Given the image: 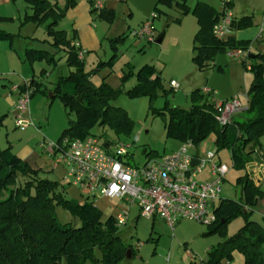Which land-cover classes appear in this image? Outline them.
I'll use <instances>...</instances> for the list:
<instances>
[{
    "label": "trees",
    "instance_id": "obj_1",
    "mask_svg": "<svg viewBox=\"0 0 264 264\" xmlns=\"http://www.w3.org/2000/svg\"><path fill=\"white\" fill-rule=\"evenodd\" d=\"M24 1L31 9V13L25 16L27 20L49 21L46 34L51 42L40 41H47L55 50L64 49L65 62L70 68L66 75L57 76L52 94L60 97L68 115H74L68 118L67 127L57 141L64 138L84 139L91 135L95 125L107 126L116 134L128 137L133 120L124 108L112 105L111 101L122 92V85L134 77L135 84L124 92L132 98L147 96L152 106V99L167 91L162 84L160 71L152 64H144L136 71L133 68L124 70L119 77L120 85L116 88L105 78L95 85L91 76L113 63L117 56L116 42L121 41L123 36L111 38L113 53L108 61H99L93 69L86 71L84 57L79 58L78 55L82 47L76 45L75 37L74 41H70L65 30L55 27L66 10L77 4V0H62L63 3L60 0ZM87 1L89 10L99 18L112 20L116 16L114 8L104 5L95 9L92 0ZM158 5L176 7L181 16L189 12L195 16L198 28L193 36L191 59L198 68H206L217 52L234 48L249 50L253 42L237 40L231 33L225 38H217L213 34V25L224 14L221 5V9L217 10L200 0L191 7L187 0H156L154 9L159 12ZM231 6L232 1L229 0L226 7L231 9ZM153 15L152 19L157 16L155 12ZM11 19L0 17L3 22ZM180 19L177 17L175 20ZM251 25V16H233L230 27L234 31ZM163 33L160 32L156 40L162 38ZM17 36L20 34L0 29V40L12 43ZM23 55V62L35 58H45L49 64L56 61L54 52L42 48L25 47ZM251 55L254 58H250ZM242 63L245 69L253 72V80L246 90L248 107L240 113H246L241 120L233 117L229 123L220 125L215 118L216 109L199 88L191 93L188 108L169 107L167 117L165 107L152 106L154 113L164 116L168 137L182 142L190 140L198 145L209 133H214L217 152L229 149L235 168H243L253 153H260V138L264 136V53L249 50ZM41 84L33 76L29 79L31 96L40 90ZM18 88L23 91V84H19ZM39 174L38 168L32 167L9 148L0 149V264H85L89 259L101 264H120L125 258L135 255L133 246L123 240L115 226L113 214L101 219V211L91 201L66 199L58 191L56 181L42 178ZM236 182L241 187L240 198H221L215 209L216 219L209 225L210 231L223 232L227 221L238 214H242L244 223L234 234L208 251L206 264H221L224 258L231 264L234 251L242 254V264H264V226L250 218L262 190L248 173L238 176ZM57 204L68 210L80 224L61 223L54 211ZM96 250L100 252V257L95 254Z\"/></svg>",
    "mask_w": 264,
    "mask_h": 264
},
{
    "label": "rangeland",
    "instance_id": "obj_2",
    "mask_svg": "<svg viewBox=\"0 0 264 264\" xmlns=\"http://www.w3.org/2000/svg\"><path fill=\"white\" fill-rule=\"evenodd\" d=\"M210 1L220 4V0ZM240 1L246 3L250 0ZM60 2L63 3L62 0ZM195 2L196 0H187L190 6ZM254 2L256 12L261 15L264 11V0H254ZM155 4L156 0H106L105 5L113 7L116 13L112 20H107L92 13L89 10V3L85 5V0H77L76 8L69 7L55 27L65 30L70 41H74L73 38L76 36L83 39L86 71L93 69L99 61H108L113 53L111 38L122 35L123 39L116 42V59L112 64L92 75V82L98 85L105 78V81L116 88L120 85L119 77L124 70L133 68L136 71L144 64H152L160 71L162 84L167 91L166 94L159 93L152 99L151 105L154 108L165 107L166 117L169 107L188 108L191 105L193 90L201 89L204 85L215 89L217 99H230L239 96L244 88L248 89L253 80V72L244 68L242 61L245 58H231L227 53L229 49H226L217 52L214 60L206 68H198L191 59L193 36L198 28L195 16L191 12L181 16L178 8H167L162 5H158L159 12L154 9ZM0 11L2 12L0 17L12 18L8 22H0V27H6L7 30L20 34L14 39V46L17 48L15 53L18 54L24 68L23 71L17 69L0 71V149L9 148L31 166L38 168L40 177L56 181L58 191L66 199L78 202H83L85 199L91 201L101 211V219L116 214L121 208L118 199L109 198L99 192L95 193V196L87 195V192L67 179L64 165L52 169L53 159L38 147L43 137L57 140L62 130L67 127L68 118L74 117L73 113L68 115L58 95L52 96L57 76L66 75L70 68L65 62L64 49L55 50L47 41H40L44 39L51 42L46 34V25L49 21L27 20L25 16L31 13V9L24 0H13L6 6L0 3ZM154 12L157 14L152 19L155 38L160 32H164L159 43L155 40L147 42L134 34ZM177 17L181 19L176 21ZM25 47L50 50L54 52L56 61L49 64L45 58H35L23 62ZM32 76L42 82L40 90L33 93L28 103L34 126L21 130L14 123L15 97L10 91V86L16 83L22 84ZM170 79L176 80L179 88H171ZM134 84L135 78L131 77L122 85V92L111 101L112 105L124 108L132 118L133 125L129 136L118 135L109 127L98 125L91 129V136L97 137L101 142L131 141L134 136H138V141L132 148L138 162L150 156H159L177 150L188 142L189 140L182 142L166 135L164 116L154 113L147 96L132 98L124 92ZM245 115L246 113H243L236 119L241 120ZM214 140L215 135L211 132L200 143L209 148L214 146ZM260 142L264 149V136L260 138ZM205 147L199 149L201 157L206 156ZM145 151L148 153L145 154ZM189 151L192 152L193 148L190 147ZM257 155V152L253 153L251 160L243 168H235L229 149L218 151L219 160L228 166L221 183L222 198L239 199L241 187L236 182V178L246 174L248 170L261 172L264 169L261 156ZM204 172L207 173V167ZM205 173L202 176H205ZM54 211L61 223L80 224L79 220L61 205H55ZM137 211V207L131 209L130 219L120 229V234L133 248L137 242L142 244L135 249L132 258H125L120 264H188L186 249L191 250L195 256L192 264H206L209 258L208 251L234 234L244 223L242 214H238L227 221L223 232H219V230L210 231L211 228L207 224L184 218L179 220L171 231L158 217L154 218L153 225L151 219L140 216L135 219ZM250 218L257 221L260 219L257 211H253ZM95 254L100 257L98 250ZM226 261L225 258L222 259L221 264ZM242 262V254L234 251L231 264H242ZM85 264H101V262L89 259Z\"/></svg>",
    "mask_w": 264,
    "mask_h": 264
},
{
    "label": "built area",
    "instance_id": "obj_3",
    "mask_svg": "<svg viewBox=\"0 0 264 264\" xmlns=\"http://www.w3.org/2000/svg\"><path fill=\"white\" fill-rule=\"evenodd\" d=\"M229 0H220L224 14L213 25L212 32L217 38H225L232 29L230 27L233 13L226 7ZM104 0H92V7L100 9ZM144 21L134 34L147 42L156 40L152 17ZM264 26H261V30ZM76 45H79L76 42ZM250 50V47H249ZM249 50L234 48L228 50L231 58H246ZM85 49L80 48L79 58L84 56ZM24 90L18 85L11 87L17 92L14 104V123L25 130L34 123L29 113V99L32 87L29 80L22 82ZM169 86L179 88V83L169 80ZM201 93L207 95L216 109L215 118L220 125L229 123L232 118L244 112L248 107L246 91L230 99L219 100L215 90L204 86ZM242 97V99L240 98ZM138 141L134 136L131 141L117 140L101 142L95 136L84 139L53 141L43 137L38 147L53 159V166L64 165L66 177L72 184L78 185L87 195L99 192L109 198L121 202L120 210L114 214L115 226L120 230L130 219L131 209L137 207V215L146 219L160 218L171 231L181 219H192L210 225L215 219V209L221 200V183L228 171V166L219 160L214 146L205 147L203 144H193L190 140L179 149L159 156L147 157L138 162L132 148ZM195 146V148L193 147ZM192 147L193 151H189ZM205 147V157L200 156L199 149ZM264 160V154H261ZM193 159L197 162L193 163ZM207 167V173L204 172ZM247 171V170H246ZM205 173V176H202ZM254 182L262 175L258 171H247ZM142 242H137L138 249ZM189 263L194 262L195 256L191 250H185ZM224 264H230L226 261Z\"/></svg>",
    "mask_w": 264,
    "mask_h": 264
},
{
    "label": "crops",
    "instance_id": "obj_4",
    "mask_svg": "<svg viewBox=\"0 0 264 264\" xmlns=\"http://www.w3.org/2000/svg\"><path fill=\"white\" fill-rule=\"evenodd\" d=\"M11 1H13V0H0V3L2 5L6 6ZM200 1H204V2L211 4L217 10L221 9V6L219 3L217 4L216 2H211L210 0H200ZM231 1H232L231 10H232L233 16L238 17V18L242 17V16H251V19H252V25L250 27H247L244 29L234 30L231 32V34L237 40H251V41H253L251 46H250V51H252L253 53H255V52L264 53V29L261 30V26L262 25L264 26V11L261 13V15L256 12V4H255L254 0H250L246 3L243 1H240V0H231ZM87 3H88V1L85 0V5ZM105 3H106V0H105ZM105 3H104V5H105ZM76 5L74 6L75 8H76ZM105 6L110 7L107 5H105ZM111 8H113V7H111ZM0 13H2V12L0 11ZM1 16H3V15H1ZM0 22H2V21H0ZM4 27H5V25H4ZM0 29L7 30L6 27L5 28L0 27ZM75 41H77L79 43V45L82 47L83 39L81 40L78 36H76ZM16 49H17L16 46H14V40L12 43H10L9 41H7L5 39L0 40V66H3V67H0V71H8L10 69H12V71H13V69H17L19 71L24 70V68L22 67L23 65H21V63H20L21 59L19 58L18 54L15 53ZM14 53L17 55V57H15ZM14 85H19V84L16 83V84H12L10 86V91L12 92V94H14V97H15L13 104H15L16 98H17V92L11 90V87ZM204 86H206V85H204ZM207 87H209V86H207ZM212 89L215 90L214 88H212ZM246 89L247 88H244L242 93L245 92ZM215 94H216V91H215ZM219 100H225V99L219 98ZM13 111H14V106H13ZM240 115L241 114L239 113V114L235 115L234 118L236 119L237 116H240ZM259 149H260V153L257 155L258 157L260 156V154H264V149L262 148L261 142H260ZM21 158L23 159V157H21ZM262 161L264 164V160H262ZM56 167L53 166V163H52V169L56 168ZM259 173H261L262 177L259 180H257L255 183L261 188L262 195L258 199L253 210L257 211L258 216L260 218L258 220V222H260L264 226V169L261 172L259 171ZM137 217H138V215L136 214L135 219ZM154 220L155 219H152V222H151L152 225H153Z\"/></svg>",
    "mask_w": 264,
    "mask_h": 264
},
{
    "label": "water",
    "instance_id": "obj_5",
    "mask_svg": "<svg viewBox=\"0 0 264 264\" xmlns=\"http://www.w3.org/2000/svg\"><path fill=\"white\" fill-rule=\"evenodd\" d=\"M160 41H161V37L156 40L157 43H159ZM250 58H254V56L251 55ZM196 162H197V160L193 159V163H196ZM128 257H129V250H128Z\"/></svg>",
    "mask_w": 264,
    "mask_h": 264
}]
</instances>
